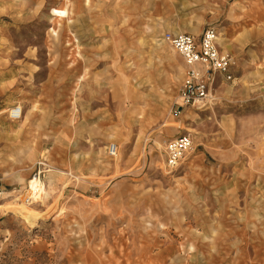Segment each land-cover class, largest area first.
Listing matches in <instances>:
<instances>
[{"label": "rangeland", "instance_id": "obj_1", "mask_svg": "<svg viewBox=\"0 0 264 264\" xmlns=\"http://www.w3.org/2000/svg\"><path fill=\"white\" fill-rule=\"evenodd\" d=\"M210 26L233 80L177 112L162 34ZM0 206V264H264V0H0Z\"/></svg>", "mask_w": 264, "mask_h": 264}, {"label": "built area", "instance_id": "obj_2", "mask_svg": "<svg viewBox=\"0 0 264 264\" xmlns=\"http://www.w3.org/2000/svg\"><path fill=\"white\" fill-rule=\"evenodd\" d=\"M162 40L186 66L177 102L173 104L174 108L177 112L187 108L202 112L208 110L209 103L212 102L211 91L215 76L227 83L233 80V63L219 50L217 29L212 26L206 27L199 37L187 33L164 32ZM21 115L22 110L19 106H13L8 111V119L12 122L19 121ZM191 148L192 140L189 136H178L166 141L163 148L166 168L177 169ZM116 154V145L110 144L106 147V155L109 158H114Z\"/></svg>", "mask_w": 264, "mask_h": 264}, {"label": "bare ground", "instance_id": "obj_3", "mask_svg": "<svg viewBox=\"0 0 264 264\" xmlns=\"http://www.w3.org/2000/svg\"><path fill=\"white\" fill-rule=\"evenodd\" d=\"M26 103L27 104L30 103V98L25 99V104ZM20 108L22 110V107H20ZM22 115H23V112H22ZM22 115H21L20 119L22 118ZM163 126H165V125H163ZM178 127L180 128V126H178ZM162 128H164V127H162ZM39 165L47 167L45 164H40L39 163ZM26 184H27L26 185V189L24 190L23 195H21L18 198L14 199V203H15V206H16L15 212H17L18 214L23 216L24 219H26L27 221H31L33 218H35L36 212L33 209H31L29 207V205H26V204H28L29 201L32 202V203H41V204H43V202L40 201L39 196L41 195L42 192H45V191H44V187H42L41 183L37 179V174H36V176L33 179H30L29 181H27ZM37 200L39 202H37Z\"/></svg>", "mask_w": 264, "mask_h": 264}]
</instances>
